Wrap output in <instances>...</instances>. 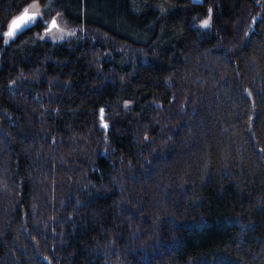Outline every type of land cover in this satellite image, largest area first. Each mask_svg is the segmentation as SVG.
Here are the masks:
<instances>
[{
  "label": "trees",
  "instance_id": "obj_1",
  "mask_svg": "<svg viewBox=\"0 0 264 264\" xmlns=\"http://www.w3.org/2000/svg\"><path fill=\"white\" fill-rule=\"evenodd\" d=\"M0 264H264V0H0Z\"/></svg>",
  "mask_w": 264,
  "mask_h": 264
},
{
  "label": "rangeland",
  "instance_id": "obj_2",
  "mask_svg": "<svg viewBox=\"0 0 264 264\" xmlns=\"http://www.w3.org/2000/svg\"><path fill=\"white\" fill-rule=\"evenodd\" d=\"M195 1H201V0H195ZM30 9L28 10L29 12H33V13H38L42 15L43 12V7L40 6L37 3L32 4L30 7ZM56 18L58 20V25L57 27L55 26L53 28L52 31L50 32H44L40 35L41 39H46V40H64V35L67 33H70L67 27V23L61 18L59 13H55ZM52 22V20L50 19V21L47 23V27L50 26V23Z\"/></svg>",
  "mask_w": 264,
  "mask_h": 264
},
{
  "label": "water",
  "instance_id": "obj_3",
  "mask_svg": "<svg viewBox=\"0 0 264 264\" xmlns=\"http://www.w3.org/2000/svg\"><path fill=\"white\" fill-rule=\"evenodd\" d=\"M24 13L25 12H23L19 17L15 18L14 20H18V22H19V18L22 17L24 15ZM27 13H28L29 16L33 17V19L32 20L25 19L24 21L20 22V27L15 30V34L13 36H11V37L8 36L9 38H15L20 32H22L23 30L27 29L28 27H30L34 23L35 19L37 18V14L33 13V12H29L28 10H27ZM53 22H55V23H53ZM11 26H12V22L9 25L8 31L11 30ZM55 26H56V21L53 20L50 23V26H49L48 30H52ZM100 121H101V125L104 128L107 129V124L105 122L104 112L103 111H101Z\"/></svg>",
  "mask_w": 264,
  "mask_h": 264
},
{
  "label": "snow or ice",
  "instance_id": "obj_4",
  "mask_svg": "<svg viewBox=\"0 0 264 264\" xmlns=\"http://www.w3.org/2000/svg\"><path fill=\"white\" fill-rule=\"evenodd\" d=\"M25 19H27V20H32L33 19V17L28 15L27 10H25L24 15L19 18V22H18V20H13L12 21L11 30L8 31L5 35H7L9 37L13 36L15 34V30L20 27V22L24 21ZM53 23H55V22H53ZM202 24H203L204 27H208L209 26V20H204L202 22Z\"/></svg>",
  "mask_w": 264,
  "mask_h": 264
}]
</instances>
